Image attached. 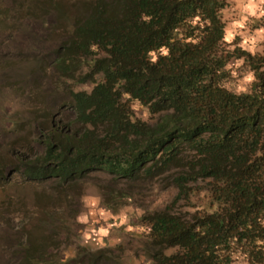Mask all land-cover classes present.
<instances>
[{
	"label": "trees",
	"instance_id": "1",
	"mask_svg": "<svg viewBox=\"0 0 264 264\" xmlns=\"http://www.w3.org/2000/svg\"><path fill=\"white\" fill-rule=\"evenodd\" d=\"M230 1L84 0L72 11L63 0L41 2L69 23L66 35L50 33L63 82L51 89L67 86V101L36 102L22 128L9 111L2 119L0 208L19 179L39 208L19 245L22 264H119L107 248L58 253L97 172L109 176L94 186L113 211L142 205L161 182L176 190L170 205L141 217L151 264H264V51L226 40ZM238 73L251 74L240 93L229 87ZM135 105L159 118L138 119ZM68 110L72 121L62 119ZM202 193L203 209L175 212Z\"/></svg>",
	"mask_w": 264,
	"mask_h": 264
},
{
	"label": "rangeland",
	"instance_id": "2",
	"mask_svg": "<svg viewBox=\"0 0 264 264\" xmlns=\"http://www.w3.org/2000/svg\"><path fill=\"white\" fill-rule=\"evenodd\" d=\"M43 1L0 0V15H6L5 18L0 19L1 154L7 149L4 142L9 133L2 120L6 112L17 115L15 118L20 120V128H22L30 124L24 113L31 111L36 102L56 104L61 107L67 101L65 98L67 86L58 92L51 89L57 88L63 82L57 80L52 69L53 53L60 40L58 36L50 33L51 31L57 34L65 33L60 27L67 29L69 23L66 20H59L55 11H42L40 6L42 7ZM63 1L67 10L72 11L74 5H79L84 0ZM37 3L39 6L36 5ZM263 17L264 0H231L228 9L224 11V19L227 23L226 40L230 43H238L253 53H262L264 26L257 28L255 21ZM39 61H44L43 68L40 67ZM53 79L54 83H52ZM250 80L251 74L244 73L241 76L238 73L229 87L240 93L247 89ZM38 88L42 89L43 99L37 100L32 95V91ZM50 89L52 91L47 92ZM76 89L90 91L91 87L78 85ZM11 106L15 108L10 110ZM134 109L138 119L151 124L159 118L152 116L148 109L138 105H135ZM62 119L74 120L72 111L68 110ZM108 180L107 174L98 172L92 174L85 194L79 201L81 213L76 224L70 226L69 233L62 236L61 251L58 253L70 258L78 248L91 250L107 248L119 258V261L117 260L119 264H151L142 250V240L138 237L147 231L141 222V217L146 212L152 213L170 205L177 194L176 190L164 189L161 182L153 192H145L148 196L142 205L131 200L118 211H113L102 205L100 191L94 186L98 183L106 184ZM20 181L21 179L18 184L9 187L7 194L11 199L0 208V264H22L18 257L19 245L24 241L26 230H31L30 225L33 222L35 224L39 209L31 200L30 191L22 188ZM203 186L205 184L201 182L197 187ZM193 202L192 208L185 202H180L174 210L186 216L188 212L203 209L207 202L205 194L195 196ZM74 208L77 209L75 206ZM64 213V210L60 209L61 216H65ZM176 251L177 248H170L165 254L172 255ZM53 253L55 255L56 252L51 254Z\"/></svg>",
	"mask_w": 264,
	"mask_h": 264
}]
</instances>
